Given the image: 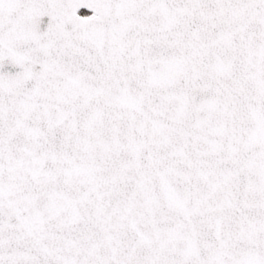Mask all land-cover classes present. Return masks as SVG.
Wrapping results in <instances>:
<instances>
[{
	"label": "snow or ice",
	"instance_id": "snow-or-ice-1",
	"mask_svg": "<svg viewBox=\"0 0 264 264\" xmlns=\"http://www.w3.org/2000/svg\"><path fill=\"white\" fill-rule=\"evenodd\" d=\"M0 264H264V0H0Z\"/></svg>",
	"mask_w": 264,
	"mask_h": 264
}]
</instances>
